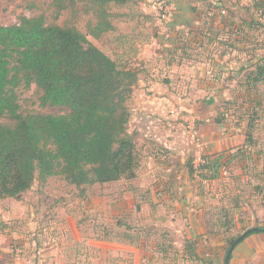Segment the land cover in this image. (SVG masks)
Segmentation results:
<instances>
[{
	"label": "trees",
	"instance_id": "trees-1",
	"mask_svg": "<svg viewBox=\"0 0 264 264\" xmlns=\"http://www.w3.org/2000/svg\"><path fill=\"white\" fill-rule=\"evenodd\" d=\"M123 1H51L49 8L54 20L68 9L76 14L88 15L86 31L72 24L47 23L43 14L20 23L0 24V119L8 117L9 120L0 121V201L18 199L35 182L44 184L51 177H59L77 188L82 198L86 186L135 178L139 155L135 134L128 130V100L139 72L135 67L112 58L87 37L97 39L115 31L110 5ZM248 1L251 6L248 4L237 13L239 20L235 19L236 12L224 2L215 3L212 7L218 10V15L227 13L228 25L219 29L210 24L215 18L211 17L202 24L204 27L201 25L198 28L203 36L197 42L198 47L214 35L218 38L221 34L228 35L231 46L221 50L235 54L244 52L246 61L250 62L239 67L237 73H242V76L236 79L233 88H229L230 97L220 105L214 117L217 124L227 120L228 108L223 106L230 105L232 101L239 104L240 99H245L242 103L250 107L264 104V98L257 90L258 84H264V55L258 56L254 49L245 51L237 46L239 35L245 41L251 26L263 25L262 20L256 18L257 22L251 12V7H254L260 14L263 13L261 0ZM191 11L199 12L195 5H192ZM214 29L217 32L208 31ZM188 45L191 41H184L181 47L183 49ZM236 77L229 75L231 81ZM32 84L39 91L42 106L57 107L62 113H22L16 90L20 85L29 87ZM254 121L247 117L245 142L236 153L223 151L215 156L202 155L198 166H194L191 158L188 159L189 177L196 175L201 180L217 178L221 167L229 165L238 154H241L240 161L247 163L248 159H252L258 163L264 151L258 148L254 152L250 145L253 142ZM196 132L199 133L198 127ZM250 183L257 192L264 191V179L257 182L251 180ZM231 200L238 207L236 198ZM219 214L217 221L223 227L226 241L224 264L228 247L248 228L234 235L231 233L235 226L231 209L221 207ZM258 227L264 229V219L259 221ZM4 229L5 225L0 220V232ZM229 232L231 236H228ZM123 236L130 243L143 245L139 238L132 239L128 234ZM183 250L190 257L194 256V243L184 240Z\"/></svg>",
	"mask_w": 264,
	"mask_h": 264
},
{
	"label": "rangeland",
	"instance_id": "rangeland-1",
	"mask_svg": "<svg viewBox=\"0 0 264 264\" xmlns=\"http://www.w3.org/2000/svg\"><path fill=\"white\" fill-rule=\"evenodd\" d=\"M51 1L52 0H0V24L20 23L27 18L43 14L46 17L47 23L55 21L58 24H72L77 26L80 30L86 31V21L89 18L88 15L81 13L76 14L68 9L63 11L61 15L54 20L49 8ZM190 1L193 0H124L119 4L111 3V20L116 26V30L97 39L89 35L87 37L92 43L118 62L133 66L132 64L136 63L135 60L137 59H135V57L139 49H142L141 51H144L145 54H149L150 51H152L149 45L141 44V42L144 41V43H146L145 41L150 40L155 30L154 20L158 19V22L163 24V21L166 22L171 16V4ZM218 2H222V4L224 2V4L232 8L233 11L236 12V20H239L237 13L241 12L240 10L244 9L248 4L251 6L248 0H194L200 12V15L198 14L197 17L203 19L204 22L210 20L211 17H215L216 19L227 17V13L218 15V10L212 7V5ZM260 2H262L264 6V0ZM251 12L255 14V19L262 20L263 25L251 26L248 30L247 40L245 41H243L242 36L239 35L240 40L237 41V46L245 51H252V49H254L258 56H262L264 55V9H262L263 13L260 14L259 10L257 11L256 8L251 7ZM162 13L165 14V19L161 17ZM195 15L188 16L186 13L185 18L187 21H191L193 16L196 18ZM152 17L156 19H149ZM199 27H201V25H199ZM202 27H204V25H202ZM214 30L208 31L210 33L217 32L216 29ZM221 35L219 36L221 39L218 38L217 42L214 41L211 44V41L214 39L212 37L208 41H204V45L200 46V48L221 50L231 46L228 35ZM139 43L140 46L137 45ZM143 45L145 46L143 47ZM189 47L191 46H186L184 48L191 51ZM246 60L247 57L236 61L237 67L235 72H239L242 64L246 62L248 65L250 64V62ZM236 76L238 77L234 78V81L229 80L230 83L226 82L230 84L229 88L234 87L236 79H240L242 73H237ZM258 85V93L262 94L264 98V84ZM215 90L207 88L206 95L210 92H215ZM16 91L20 104V111L24 114L30 112L62 113L57 107L48 105L42 106L39 101V91L33 84L29 87L20 85ZM229 93H231L230 90H223L219 95L220 99L224 96L228 97ZM204 94L205 90L200 91L197 88L194 91L196 103L198 100L204 98ZM243 101H245V99H240L239 104H235L234 101H232L230 105L223 106L224 108H228L226 111L229 114L227 121L223 122L224 126L222 127L224 134H229L226 137H231L232 140H229L231 142L234 141L235 131L238 130L237 136L242 133L244 137L243 142H245L244 130L246 128V119L250 116L255 120L253 142L250 143V145L254 152H256L258 148L264 151V104H262L263 106L250 107L246 103L243 104ZM171 103L177 109L178 115L176 119H174V128L172 127L173 124H171V127L166 125L165 128L168 130L169 128H173V130L176 131L179 129V126H176V124H181L180 127L187 133V138H189L187 143L188 152L185 154H187L188 159L191 158L194 166H198L201 162L202 152L205 149V144L202 147L200 134L198 133L196 136L193 135V132L196 131L198 127L197 122L201 121L199 120L201 118L198 119V116L202 114L212 116L213 114L215 115V112L211 111V106L210 108H208L209 106L205 108L201 104H196L197 109L187 111L181 108L177 103ZM248 104L256 105L254 102H249ZM0 121L8 122L9 120L8 117H4L0 119ZM161 124L162 123L158 124L154 129H152L153 127L151 124H146L145 131L148 133H157L159 132L158 126ZM225 151L230 153L228 149ZM236 152L234 151L233 154ZM238 155L239 158H241V154ZM243 164L245 167H242ZM238 167L239 168L236 170H232L233 172H231V175H227L229 178H233V174L236 173L235 176H238V178L233 179V181H231L232 179L229 180L230 182H234L233 184L230 183V186H220V193L222 194L224 192L222 188H226L229 190L228 194L231 195L236 191L233 195H242L246 200L256 196L255 206L263 207L264 209V191L257 192L250 186L251 180L257 182L258 180L264 179V155L260 157L258 163H255L252 159H248L247 163L245 161H240ZM178 170L182 169L179 168ZM132 184L130 180H121L113 183L102 185L94 184L84 187V194L93 205L94 210L92 212H87L84 209L86 200H81L79 190L72 185L66 184L65 181L59 177H51L44 184L35 182L31 189L23 193L18 199L7 198L1 200L0 220L3 221L5 229L4 231L2 230L3 232H0V264H91V261L85 256V254H87L85 252L87 245L84 240H77L79 234L76 229L81 231L82 235L80 236L82 237H103L107 240L118 242H124L123 240L125 239L123 235L125 234H128L132 239L138 240L139 238V240H143V246L145 242L148 243V246H150L147 249L148 251L151 249L153 250L152 260L151 258L148 259L146 264H187L180 255L177 245L174 244V242L179 241L181 243L183 238L179 236V234H171L166 231L170 218H164V214H161L162 217H154L153 215L149 218L148 207L145 205L141 206L142 212L139 214L135 210L134 202L127 203L125 200H121L122 195H129ZM198 190L197 187L196 192H198ZM211 197L212 200L216 198L214 193L209 192L206 199L209 201ZM232 198L233 197H231V199ZM137 203L141 204L136 201V204ZM167 204L168 203H166V205ZM207 204L211 205L212 203L207 202ZM253 204L254 203H251V208ZM239 211H241V208L237 212ZM241 213H245L243 209ZM152 214H156V208ZM242 214L238 216V220L241 222L245 218V214ZM140 215L142 216L139 217ZM121 223L124 225H121ZM60 225L69 226V229L65 231V233L67 232V236L63 239L58 238L60 236L57 233V227H60ZM83 229L85 230L82 231ZM167 230L169 231V227ZM231 233L236 235L241 232L236 229V226H233ZM227 234L231 236L230 232ZM57 239H61L60 242H62V244L59 242L56 245ZM125 241L129 242L128 240ZM155 244L156 246H154ZM112 246L114 245H109V251L112 250V252L108 255L106 263L118 264L120 257L115 255V250ZM124 253L128 255L131 254L126 249H124L123 254ZM1 256L3 257L2 259ZM128 259H130V257H128ZM1 260H3V262ZM97 262L98 261H96L95 264H97Z\"/></svg>",
	"mask_w": 264,
	"mask_h": 264
},
{
	"label": "crops",
	"instance_id": "crops-1",
	"mask_svg": "<svg viewBox=\"0 0 264 264\" xmlns=\"http://www.w3.org/2000/svg\"><path fill=\"white\" fill-rule=\"evenodd\" d=\"M192 5L196 6V3L190 1L171 4V16L166 22L163 21V24H160L156 18H149L156 19L154 20L155 30L150 40L145 41L147 44L144 41L141 44L149 45L152 51L145 54L141 51L142 49H139L135 57L136 63L132 64L139 75L128 100L130 111L128 130L135 134L139 165L135 178L130 180L133 184L129 195H122L121 200L127 203L134 202L135 210L139 214L142 212L141 206L145 205L148 207L149 218L153 215L162 217L161 214H164V218H170L167 226L169 231L167 228L166 231L179 234L183 238L181 243L179 241L174 244L177 245L180 255L187 264H222L226 241L223 236V227L218 222L220 208L231 209L233 222L240 232L244 228L259 226V221L264 219V209L255 206L256 196L246 200L242 195H233L236 191L231 195L228 194L229 190L226 188H222L224 192L220 193V186L233 184L234 182L229 180L238 178L235 176L236 173L233 174V178L227 175H231V172L239 168V156L233 157L229 165L222 166L217 178L201 180L196 175L189 177L186 167L188 158L185 154L188 152V135L180 127L181 124H176L179 129L174 131L175 122H171L173 128L168 130L165 128L168 124L161 119L165 113V103L169 99L170 102L177 103L187 111L197 109L196 104H201L205 108L211 106V111L215 112L214 116H207V114L198 116V119L201 118L197 125L202 147L205 144L202 154L215 156L227 149L233 154L244 144L243 134L240 133L237 136L238 130L235 131L234 141L230 142L232 138H227L229 134H224L222 127L224 124L215 123L214 117L223 101L230 97V93L228 97L224 96L221 99L219 95L223 90H229V75L237 74L236 61L246 58V54L198 47L197 42L203 39L198 28L204 20L197 17L198 14L200 15L199 12L191 11ZM186 13L188 16L196 14V18L193 16L191 21H187ZM213 21L210 24L219 29L230 22L226 16L221 19L215 18ZM216 38L218 37L214 35L211 44L217 40ZM184 41H191V45H188L193 47H189L191 51L182 49ZM137 45L140 46V43ZM197 88L200 91L205 90V94L204 98L196 103L194 91ZM207 88L216 90L206 95ZM160 123L162 124L158 126L159 132L145 131L146 124H151L154 129ZM179 168L182 170H178ZM197 187L198 192H196ZM209 192L215 194L214 200L212 197L209 201L206 199ZM231 197L234 201L236 198L238 207L232 203ZM81 200H86L84 209L87 212L94 210L87 196L81 197ZM136 201L141 204H136ZM207 202L212 204L208 205ZM251 203H254L252 208ZM155 208L156 214H152ZM240 208L245 213L237 212ZM239 214H245L242 222L238 220ZM67 229L69 226L57 227V233L60 236L58 238H65ZM76 231L79 234L77 240H84L87 245L85 256L91 264H95L96 261H98L97 264H107L106 259L112 252V250L109 251V245H114L112 248L115 250V255L120 257L118 264H146L148 259L152 260L153 250H147L150 246L146 242L144 246L141 244L137 246L125 240L118 242L103 237H82L81 231L79 229ZM61 239H57L55 244L57 245ZM184 240L194 243V256L190 257L184 252ZM141 242L144 244L143 240ZM124 249L131 254H123ZM228 264H264V232H253L241 240L234 247Z\"/></svg>",
	"mask_w": 264,
	"mask_h": 264
},
{
	"label": "built area",
	"instance_id": "built-area-1",
	"mask_svg": "<svg viewBox=\"0 0 264 264\" xmlns=\"http://www.w3.org/2000/svg\"><path fill=\"white\" fill-rule=\"evenodd\" d=\"M161 17L165 19V14L162 13ZM177 115H178L177 109L174 107V105L169 100H167L165 103V113H164V116L161 117V119H163V122L165 124L170 125L171 122H174V119H176ZM193 135L196 136L197 132L194 131Z\"/></svg>",
	"mask_w": 264,
	"mask_h": 264
},
{
	"label": "water",
	"instance_id": "water-1",
	"mask_svg": "<svg viewBox=\"0 0 264 264\" xmlns=\"http://www.w3.org/2000/svg\"><path fill=\"white\" fill-rule=\"evenodd\" d=\"M258 230H262L264 231V229L258 227V226H253L251 228H248L247 230H245L243 233H241L237 238H235V240L230 244V246L228 247L226 254H225V258H224V264H228L229 263V259L231 256V253L234 249V247L236 246L237 243H239L245 236H247V234L253 232V231H258Z\"/></svg>",
	"mask_w": 264,
	"mask_h": 264
}]
</instances>
